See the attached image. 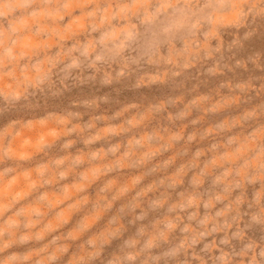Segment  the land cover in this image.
Returning a JSON list of instances; mask_svg holds the SVG:
<instances>
[{"label":"rangeland","instance_id":"1","mask_svg":"<svg viewBox=\"0 0 264 264\" xmlns=\"http://www.w3.org/2000/svg\"><path fill=\"white\" fill-rule=\"evenodd\" d=\"M0 264H264V0H0Z\"/></svg>","mask_w":264,"mask_h":264}]
</instances>
